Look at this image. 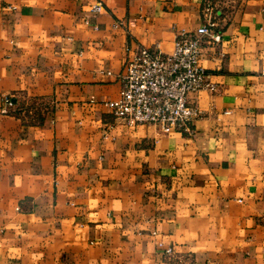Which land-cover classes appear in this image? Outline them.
<instances>
[{
  "label": "crops",
  "instance_id": "1",
  "mask_svg": "<svg viewBox=\"0 0 264 264\" xmlns=\"http://www.w3.org/2000/svg\"><path fill=\"white\" fill-rule=\"evenodd\" d=\"M209 19L190 131L115 118L134 52ZM4 95L0 264H264V0H0Z\"/></svg>",
  "mask_w": 264,
  "mask_h": 264
},
{
  "label": "built area",
  "instance_id": "2",
  "mask_svg": "<svg viewBox=\"0 0 264 264\" xmlns=\"http://www.w3.org/2000/svg\"><path fill=\"white\" fill-rule=\"evenodd\" d=\"M89 7L94 12L103 9L100 1ZM205 9L209 10L208 5ZM214 27V22L209 19L193 31H180L168 52L159 47H139L127 61L118 98L104 100L103 105L115 118L128 125L152 124L163 133L174 128L190 131L199 111L189 103L188 95L202 89L210 92L217 89L201 63L202 39L207 37L211 43L221 39ZM94 101V98L90 99V102ZM2 103V114L24 111L25 104H17L12 96H2ZM157 244L162 246L161 242ZM164 251L172 253V247H166Z\"/></svg>",
  "mask_w": 264,
  "mask_h": 264
}]
</instances>
